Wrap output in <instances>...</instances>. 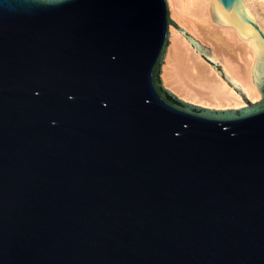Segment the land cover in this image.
I'll use <instances>...</instances> for the list:
<instances>
[{"label":"water","instance_id":"obj_1","mask_svg":"<svg viewBox=\"0 0 264 264\" xmlns=\"http://www.w3.org/2000/svg\"><path fill=\"white\" fill-rule=\"evenodd\" d=\"M251 102L167 0H0V264H264V32ZM173 25L243 99L162 84Z\"/></svg>","mask_w":264,"mask_h":264},{"label":"bare ground","instance_id":"obj_2","mask_svg":"<svg viewBox=\"0 0 264 264\" xmlns=\"http://www.w3.org/2000/svg\"><path fill=\"white\" fill-rule=\"evenodd\" d=\"M211 0H167L171 18L201 44L211 57L244 91L251 102L260 98L254 83L252 66L255 53L249 39H242L232 25H221L211 19ZM264 32V0H242ZM169 42L161 64L164 87L179 98L212 108H237L246 105L241 96L195 50L192 44L169 25Z\"/></svg>","mask_w":264,"mask_h":264}]
</instances>
